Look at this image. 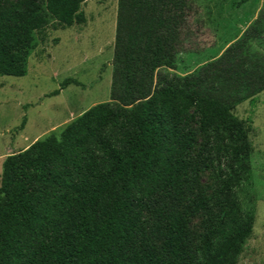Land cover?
<instances>
[{"label": "trees", "instance_id": "trees-1", "mask_svg": "<svg viewBox=\"0 0 264 264\" xmlns=\"http://www.w3.org/2000/svg\"><path fill=\"white\" fill-rule=\"evenodd\" d=\"M82 1L0 0V75L26 73L35 32L84 23ZM188 8L117 0L111 101L2 162L0 264L237 263L255 212L241 196L249 127L233 109L264 90V60L249 45L259 18L191 72L163 71L174 68ZM191 123L207 137L197 150ZM216 165L218 182L206 187L201 175Z\"/></svg>", "mask_w": 264, "mask_h": 264}, {"label": "rangeland", "instance_id": "rangeland-1", "mask_svg": "<svg viewBox=\"0 0 264 264\" xmlns=\"http://www.w3.org/2000/svg\"><path fill=\"white\" fill-rule=\"evenodd\" d=\"M182 44L174 68L161 70L183 75L222 50L257 18L260 37L250 41V51L264 60V0H188ZM86 21L70 27L51 24L34 33L35 45L22 76L0 75V178L8 154L26 148L36 139L59 132L89 107L111 101L113 43L117 0H83ZM74 82H63L68 79ZM58 92L52 94L53 91ZM249 127L250 186L242 197L254 207L250 235L241 244L236 264H264V90L233 109ZM25 116L22 129L19 125ZM195 150L207 139L197 123ZM218 165L205 170L201 183L215 186ZM149 224L145 218L144 225ZM204 214L191 218L190 239L203 233Z\"/></svg>", "mask_w": 264, "mask_h": 264}]
</instances>
